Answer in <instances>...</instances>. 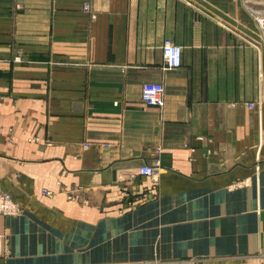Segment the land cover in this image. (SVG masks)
Masks as SVG:
<instances>
[{"label":"crops","instance_id":"obj_1","mask_svg":"<svg viewBox=\"0 0 264 264\" xmlns=\"http://www.w3.org/2000/svg\"><path fill=\"white\" fill-rule=\"evenodd\" d=\"M258 16L264 0H0V190L23 208L0 214V264H261Z\"/></svg>","mask_w":264,"mask_h":264},{"label":"built area","instance_id":"obj_2","mask_svg":"<svg viewBox=\"0 0 264 264\" xmlns=\"http://www.w3.org/2000/svg\"><path fill=\"white\" fill-rule=\"evenodd\" d=\"M257 22L264 30V16H258ZM164 68L167 70L177 69L183 64V47L167 38L163 44ZM141 97L144 103L150 106L163 107L165 105V86L162 82H146L142 86ZM251 108L254 103H249ZM262 115V111H259ZM139 175L150 176L155 180L158 178V164H145L136 172ZM21 204L13 197L10 192L0 190V214L17 216L22 213ZM118 264V263H105ZM119 264H151V263H119ZM152 264H214L205 258H193L185 261H154ZM264 264V262H263Z\"/></svg>","mask_w":264,"mask_h":264},{"label":"rangeland","instance_id":"obj_3","mask_svg":"<svg viewBox=\"0 0 264 264\" xmlns=\"http://www.w3.org/2000/svg\"><path fill=\"white\" fill-rule=\"evenodd\" d=\"M190 259H192V258H190ZM205 259H207V258H205ZM185 260H189V259H173V261H185ZM207 260H209V258ZM243 262H240L239 264H244ZM263 262H264V259L262 260V263L261 264H263ZM227 264H237V262H235V261H233V262L229 261ZM255 264H259V260H257V262Z\"/></svg>","mask_w":264,"mask_h":264},{"label":"bare ground","instance_id":"obj_4","mask_svg":"<svg viewBox=\"0 0 264 264\" xmlns=\"http://www.w3.org/2000/svg\"><path fill=\"white\" fill-rule=\"evenodd\" d=\"M151 264H152V262H151Z\"/></svg>","mask_w":264,"mask_h":264}]
</instances>
